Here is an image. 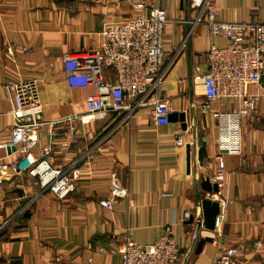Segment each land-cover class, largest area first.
I'll return each instance as SVG.
<instances>
[{
    "label": "crops",
    "instance_id": "0c3cea01",
    "mask_svg": "<svg viewBox=\"0 0 264 264\" xmlns=\"http://www.w3.org/2000/svg\"><path fill=\"white\" fill-rule=\"evenodd\" d=\"M134 4L143 8L135 10ZM215 4L222 20L264 23V0ZM152 6L168 14L164 47L167 58L177 57L162 94L177 119L157 126L150 111L142 109L102 141L122 114L89 123L69 120L85 114L94 88L69 86L63 57L99 48L105 24L148 16ZM198 14L190 0H0V144L9 142L13 126L7 83L34 78L47 122L38 132L39 148H52L48 160L53 165L81 171L76 191L60 200L42 193L38 179L27 171L18 175L11 167L0 169V264H121L119 248L128 237L151 244L167 226L181 246L177 264H216L224 247L236 249L246 264H264V80L249 88L258 96L259 112L243 120V154L220 153L214 113L239 103L216 101L209 112L202 111L206 97L201 76L208 70V51L226 40L195 22ZM113 75L104 73L110 81ZM55 120L63 122L54 126ZM52 131L59 135L52 137ZM8 153V147L0 148V163L5 157L7 164L16 160ZM219 159L228 208L217 233L205 228L203 201L218 202L204 185L216 184ZM112 171L127 196L107 209L103 200L110 195ZM181 218H186L182 224ZM206 238L212 242L198 251Z\"/></svg>",
    "mask_w": 264,
    "mask_h": 264
},
{
    "label": "built area",
    "instance_id": "2783aa9c",
    "mask_svg": "<svg viewBox=\"0 0 264 264\" xmlns=\"http://www.w3.org/2000/svg\"><path fill=\"white\" fill-rule=\"evenodd\" d=\"M199 10L195 20L207 25L213 36H222L226 40L223 46H212L208 51V70L201 76L206 97L202 105L203 112H209L216 101L233 100L238 107L230 111L214 113L218 120L219 134L216 145L220 153L240 156L243 154V120L258 114V96L249 93L250 87H259L264 80V23L229 22L219 17L215 0H190ZM135 10H141L142 4H134ZM167 11L152 6L148 16L138 14L120 22L103 26L102 42L99 48L79 54H67L63 57L66 80L73 88H94V93L86 101V111L76 115L72 122L81 120L106 119L112 113H120L115 128L105 135V140L116 129L129 123L142 109L150 111L157 126L170 125L171 108L162 94V87L172 69L176 57L167 58L164 47ZM178 55V54H176ZM112 72L113 81L106 79L104 73ZM6 89L13 103V126L7 144L0 148L15 147L7 157L16 156V160L7 164L3 158L0 169L11 167L16 174L24 171L37 178L42 193H52L63 200L76 191L81 178L78 168L67 170L62 165H53L48 157L52 148H39L41 138L39 130L47 122L44 120V105L37 79H23L8 82ZM63 120L52 122L54 126ZM52 137L59 133L52 131ZM39 148L38 156L35 151ZM31 162L25 170L19 169L21 161ZM220 160L213 181L218 185L216 196L220 211L216 217L215 232L220 233L225 221L228 201L224 197V165ZM110 195L103 205L111 209L118 198H125L127 190L122 186L117 172L110 174ZM189 216V215H187ZM186 218L179 222L184 223ZM256 247L261 242L255 243ZM105 252L104 248L99 249ZM181 246L177 242L172 227L151 244H140L128 237L119 248L121 264H177L181 258ZM216 264H246L238 257L233 247L220 249Z\"/></svg>",
    "mask_w": 264,
    "mask_h": 264
},
{
    "label": "water",
    "instance_id": "95a60500",
    "mask_svg": "<svg viewBox=\"0 0 264 264\" xmlns=\"http://www.w3.org/2000/svg\"><path fill=\"white\" fill-rule=\"evenodd\" d=\"M181 118V121L182 122H185V115L182 114L180 116ZM177 119V116L175 114H171L170 115V122H173ZM184 127L185 124H183ZM9 152L11 151H14L15 150V147H11L8 149ZM204 152H205V147H202L199 151V157L200 159H203L204 157ZM29 163H28V159L24 160L20 166H19V169L22 170L25 166H27ZM208 191H213L214 194H217L219 192V187L217 184H214L213 187L211 186L210 182L209 181H206L205 182V185H204ZM17 192L22 195L23 194V191L21 189L17 190ZM203 210H204V224H205V228L209 231H215V223H216V217L217 215L219 214V211H220V207H219V203L216 202V201H212V200H209V199H205L203 201ZM205 242H212V239L211 238H206L205 240H201L200 243H199V246H198V251L202 248L203 244Z\"/></svg>",
    "mask_w": 264,
    "mask_h": 264
},
{
    "label": "trees",
    "instance_id": "16d2710c",
    "mask_svg": "<svg viewBox=\"0 0 264 264\" xmlns=\"http://www.w3.org/2000/svg\"><path fill=\"white\" fill-rule=\"evenodd\" d=\"M25 218L28 217V214L24 216Z\"/></svg>",
    "mask_w": 264,
    "mask_h": 264
}]
</instances>
